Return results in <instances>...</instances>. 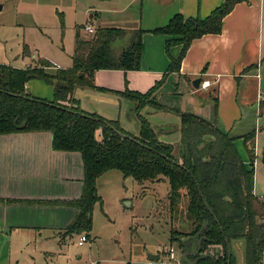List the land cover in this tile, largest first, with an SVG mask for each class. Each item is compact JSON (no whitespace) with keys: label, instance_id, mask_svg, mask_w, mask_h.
<instances>
[{"label":"crops","instance_id":"0c3cea01","mask_svg":"<svg viewBox=\"0 0 264 264\" xmlns=\"http://www.w3.org/2000/svg\"><path fill=\"white\" fill-rule=\"evenodd\" d=\"M224 1L89 0L85 12L87 10L90 19L83 25V28L91 25L94 29V33H88L89 38L102 27L142 29L141 63L137 70L97 69L93 72L92 81L101 89L76 87L72 97L84 111L96 113L108 120H117L121 128L136 135L138 121L134 113L135 102L113 91L128 88L144 93L161 81L154 95L166 109L154 110L145 106L141 111L161 141L178 146L179 114L188 113L217 126L233 138L234 147L238 139L244 145L245 135L264 131V1L236 2L222 17L218 33H204L190 42L176 71H168V66L172 58L178 57L182 45L173 43L166 46V41L176 36L149 31L165 25L177 13L184 18L204 19ZM3 8L4 4L0 3V12ZM93 20L100 23L95 25ZM77 33L86 39L77 27L73 52L68 55L70 63L67 65L40 57L37 50L24 44L22 55L18 57L20 63L9 66L28 68L38 64V59H45L52 64L45 67L49 72L70 68ZM127 39H117L114 48L125 45ZM196 79L200 81L197 83ZM206 79L210 84L203 88L201 83ZM25 92L51 100L53 86L43 80L33 79L26 82ZM253 152L255 157V141ZM238 155L241 158V154ZM262 159L264 161V154ZM253 162L251 192L264 202V195H257L254 189ZM109 171L96 179V190L99 180ZM83 177L81 153L53 149L51 132L0 134V264H12L13 247L33 248L23 253L33 263L38 255L53 256L55 252L47 248L60 246L66 236L72 234L67 233V228L74 221L78 209L69 202L81 197ZM156 182L159 181L147 182V185ZM80 234L78 241L82 235L88 239L89 235ZM237 242L240 248H244V261L243 239L229 242L234 261L236 252L240 251L237 247L232 248ZM194 243L191 240L188 249L193 250ZM201 254L213 255L212 247L209 253ZM194 258L190 256L189 259ZM176 260L185 264L180 256ZM167 261H162L160 254L159 260H150L146 256L145 259L125 264H172ZM14 262L19 264L21 261L16 259Z\"/></svg>","mask_w":264,"mask_h":264},{"label":"trees","instance_id":"16d2710c","mask_svg":"<svg viewBox=\"0 0 264 264\" xmlns=\"http://www.w3.org/2000/svg\"><path fill=\"white\" fill-rule=\"evenodd\" d=\"M240 0H225L204 19L184 18L177 13L162 26L150 32L176 36L166 46L182 45L177 58H172L168 71L179 69L190 42L204 33H218L221 20ZM142 29L98 28L90 38L76 34L73 64L67 69L45 70L52 64L38 59L28 68H15L0 63V134L21 131H49L55 150L78 151L84 168L83 192L70 201L78 209L67 233H87L91 229L92 209L100 201L96 179L104 172L118 170L138 184L167 179L169 204L175 205L184 190L188 196V213L195 224L189 233L178 238L171 230L170 243L187 238L201 242V252L219 246L217 254L209 255L199 264H234L225 240L243 239L245 264H258L264 242V202L251 192L254 160V137H243L250 159L249 169L242 162L233 138L217 126L192 114L180 113L178 146L161 141L148 119L141 113L145 106L164 110L154 95L161 81L142 93L126 88L113 91L135 102L138 121L136 135L125 131L117 120H108L80 108L72 97L76 87L101 89L93 84L97 69L137 70L142 54ZM127 37L125 45L114 48L117 39ZM40 79L53 86L51 100L25 92L26 82ZM176 233V235H174ZM176 239V240H175Z\"/></svg>","mask_w":264,"mask_h":264},{"label":"rangeland","instance_id":"374dc122","mask_svg":"<svg viewBox=\"0 0 264 264\" xmlns=\"http://www.w3.org/2000/svg\"><path fill=\"white\" fill-rule=\"evenodd\" d=\"M0 3L4 4L0 12L2 64L20 63L18 57L22 55L23 45L27 44L32 50H37L40 57L67 65L70 63L68 55L73 52L77 27L82 37L89 38L83 28L90 19L87 10L85 12L89 0H0ZM93 22L95 25L100 23ZM238 140L235 141L236 150L245 165L250 167L243 142ZM254 141V189L257 195L263 196L264 131H257ZM97 187L100 201L93 206L91 229L84 233L89 236L83 245L78 244L81 234L72 233L60 246L47 248L55 252L53 256L38 255L34 263L23 254L33 248L13 247L12 264L16 259H20L19 264H125L145 259L148 253L157 251L161 252V260L166 261L167 253L162 250L169 247L174 248L176 259L179 258L180 240L170 243L171 230L181 232L177 237L183 238L182 233H189L195 226L188 213L189 199L184 190L178 202L171 206L167 197L169 184L165 178L142 186L132 177H123L118 170H110L99 180ZM239 246L238 242L232 246L240 250L236 252L234 263L245 264V260L242 261L244 248ZM219 249L213 246V255Z\"/></svg>","mask_w":264,"mask_h":264},{"label":"water","instance_id":"95a60500","mask_svg":"<svg viewBox=\"0 0 264 264\" xmlns=\"http://www.w3.org/2000/svg\"><path fill=\"white\" fill-rule=\"evenodd\" d=\"M197 83L200 81L199 79L195 80ZM192 240V238L187 239L184 242V247L182 248L181 254H180V258L182 260L183 263L185 264H198L199 261H201L202 259L206 258L207 254H201V242L202 240H204V238H200L198 239L193 247V250L188 249V244L189 242ZM227 248H228V252L229 255L232 253L231 248H230V244L228 243L227 240H225ZM190 256H195L194 260H190ZM147 258L150 260H159L160 258V254H154V253H148L147 254Z\"/></svg>","mask_w":264,"mask_h":264},{"label":"built area","instance_id":"2783aa9c","mask_svg":"<svg viewBox=\"0 0 264 264\" xmlns=\"http://www.w3.org/2000/svg\"><path fill=\"white\" fill-rule=\"evenodd\" d=\"M258 1L262 2L264 0H258ZM84 29L86 30L87 33H90V34L94 33V29L91 25H86L84 27ZM209 84H210V81L208 79L203 80L201 83V87L206 88L209 86ZM262 223H263V227H264V218L262 220ZM86 239L87 238L84 235H82L78 241V244L81 245L84 241H86ZM163 251H166V253H167L168 262H170L172 264H182L181 261L175 259L176 254L174 252V248H172V247L165 248ZM258 264H264V242H263V247H262V251H261V257H260Z\"/></svg>","mask_w":264,"mask_h":264}]
</instances>
